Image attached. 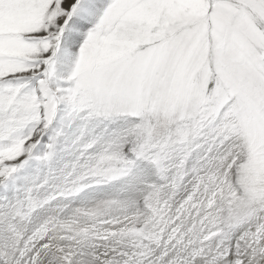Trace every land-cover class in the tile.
I'll return each instance as SVG.
<instances>
[{
	"label": "snow or ice",
	"instance_id": "6c2138e0",
	"mask_svg": "<svg viewBox=\"0 0 264 264\" xmlns=\"http://www.w3.org/2000/svg\"><path fill=\"white\" fill-rule=\"evenodd\" d=\"M0 264H264V0H0Z\"/></svg>",
	"mask_w": 264,
	"mask_h": 264
},
{
	"label": "rangeland",
	"instance_id": "374dc122",
	"mask_svg": "<svg viewBox=\"0 0 264 264\" xmlns=\"http://www.w3.org/2000/svg\"><path fill=\"white\" fill-rule=\"evenodd\" d=\"M45 141H47V137H45ZM66 159H71V157L70 158L66 157ZM119 187H120V185L117 184V185L105 186L102 189L92 190V191L86 192V193L82 194V196L80 198H78L76 204H77V206H79L81 202L88 203V202L94 201L96 199H102V198H106L108 196H113L116 194Z\"/></svg>",
	"mask_w": 264,
	"mask_h": 264
},
{
	"label": "bare ground",
	"instance_id": "6f19581e",
	"mask_svg": "<svg viewBox=\"0 0 264 264\" xmlns=\"http://www.w3.org/2000/svg\"><path fill=\"white\" fill-rule=\"evenodd\" d=\"M70 158V157H69ZM116 187V186H115ZM102 191V190H101Z\"/></svg>",
	"mask_w": 264,
	"mask_h": 264
}]
</instances>
